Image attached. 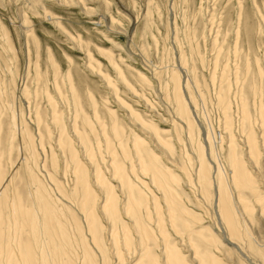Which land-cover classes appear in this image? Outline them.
Returning <instances> with one entry per match:
<instances>
[{
    "label": "rangeland",
    "instance_id": "rangeland-1",
    "mask_svg": "<svg viewBox=\"0 0 264 264\" xmlns=\"http://www.w3.org/2000/svg\"><path fill=\"white\" fill-rule=\"evenodd\" d=\"M177 76L185 84L186 102L197 112L192 134L177 110ZM261 120L264 0H0V264H8L9 249L24 244L39 258L45 239L73 264H84L86 249L94 264L104 262L103 250L110 264H135L124 250L127 262L121 263L112 247L113 226L100 207L106 192L97 174L114 186L122 218L137 238L125 214V191L111 170L113 163L123 162L131 181L138 183L129 169L133 164L139 170L137 137L181 178L184 204L201 217L191 237L198 240L196 233L209 229L208 237L213 233L226 244L215 200L204 199L195 177L199 148L212 162L216 183V159L230 171L231 138L237 156H246L247 137L264 132ZM156 134L171 142L173 154L156 147ZM79 167L87 173L85 182ZM249 171L264 196V161L249 165ZM138 174L162 197L149 176ZM85 185L98 203L99 242L82 206ZM246 194L254 220L239 215L262 239L264 212ZM15 206L32 211L37 229L31 218L16 212L22 227L18 234ZM168 229L170 241L193 259L185 247L189 234ZM226 249L229 255L216 252L226 264L245 261L230 245ZM163 250L152 246L162 261Z\"/></svg>",
    "mask_w": 264,
    "mask_h": 264
},
{
    "label": "bare ground",
    "instance_id": "bare-ground-1",
    "mask_svg": "<svg viewBox=\"0 0 264 264\" xmlns=\"http://www.w3.org/2000/svg\"><path fill=\"white\" fill-rule=\"evenodd\" d=\"M177 81L178 83L175 84L174 88L177 110L181 115L186 117L187 125L189 127L188 132L192 134L194 122H199L197 115H195L197 112H194L195 110L193 111V108L188 105L184 98L183 91H185V84L182 83L181 77L177 76ZM136 117L141 120L139 115H136ZM261 124L264 130V120H261ZM151 128L156 131L158 130L156 127ZM115 134L117 135L116 129ZM156 137H158V145H156V147L159 146L161 149L167 147L169 153L174 152L171 142H164L159 134H156ZM207 139L210 145L214 146L210 132L207 133ZM230 142V171H224V166L220 165L219 161L216 159V164L218 165L214 168L216 183H213L214 181H212L211 178L210 167V163L212 162L207 159L205 148L200 146L198 152L199 170L197 176H195L197 177L200 186L199 189L202 190L204 199L209 201L215 200L217 215L219 217L218 221H221L226 226V234H224V240L227 242L226 244L223 243L221 237L213 233L208 237L207 232H210L209 229L206 231H198V233H196L199 238L198 240H194L191 237L194 232V225L198 221L201 222V217L198 213L188 209L184 204L183 192L181 190V178L175 174L170 167L163 164L160 157L146 146L147 143L144 139L139 137L135 139L139 164L138 169L142 174L150 177V180L152 181L151 184H154V187L161 191L162 197L153 193L149 186V182L143 180L139 176V170H135V165L132 164V168L129 166V169L136 175L139 184H134L131 181L128 168L123 162H115L111 166L113 176L118 178L123 188L122 190L125 191L127 200L125 214L131 217L134 230L137 233V238L132 234L131 228L122 218L120 213V200L114 186L100 173L97 174L99 185L106 192V200L100 207L113 226L111 232L112 247L116 248L119 257L118 260H120L121 263L127 262L125 257L126 254L122 251L124 250L127 251L130 259L135 258V264H193L194 262L196 264H226L217 256V253L224 250V253L229 255L226 247L230 245L231 249L238 252V254L242 253L246 257L245 261L243 259L241 260L242 264H264V238L261 239L260 235L259 237H255V232L248 227L247 223L243 222V219L239 215V212H242L244 215H247L249 219L254 220V206L246 192H249L255 197L257 203L261 205L264 212V196L260 193L255 178L249 171V165H251V167L252 165L254 167L259 166L264 161V155L261 154L264 151V132L261 137L257 133H251L247 137V158L245 155L244 157L239 158L236 153L234 139L231 138ZM142 149L147 150L146 155L143 154ZM211 150L214 154V149L211 148ZM126 158L131 159L129 155H126ZM78 174L79 178L85 182L87 179V173L82 167H79ZM187 175L189 178L188 180L191 183H194L195 180L192 178L191 173L187 172ZM235 193L238 201L235 198ZM82 206L87 210L89 225L90 229H92L94 240L99 242L98 235L100 226L96 211L98 203L94 193L89 189L88 185H85ZM14 211L18 227L17 231L18 234L21 235L22 227L21 229L19 228L20 218H18L20 214H16V212L22 211L21 207L15 206ZM22 213L24 214V217L31 218L34 229H37V222L33 218L32 211H22ZM152 225L155 228H153ZM85 226H87L86 223ZM169 226H171V228L178 234H189L190 244L188 246L185 242V247L192 251L191 258L193 259H190L186 254L183 255V251L177 249L176 243L170 241L172 237L168 229ZM47 229L51 231L48 226ZM48 233L50 237L54 239V234L52 235L51 232ZM257 234H259L258 231ZM17 237L18 235L15 236V240ZM50 237L48 238L49 240ZM89 237L91 238V236ZM46 240L47 239L42 242V252L39 258L35 257L34 250L30 244L20 245L17 249H13L12 247L8 250L6 256L8 264H73L70 258L69 260H66L65 257L61 255L62 250L58 246H55L54 249H52L50 242ZM153 245L164 247L163 261L160 259L159 255L153 253ZM137 252H141L138 259L136 258ZM103 253L104 262L102 260V264H110L107 250H103ZM84 257V264H94L93 256L90 255L87 249ZM238 260L240 261V259ZM239 261L238 263L240 264Z\"/></svg>",
    "mask_w": 264,
    "mask_h": 264
}]
</instances>
